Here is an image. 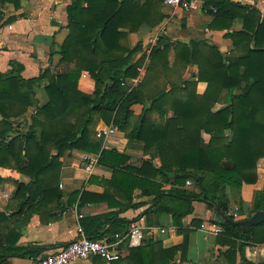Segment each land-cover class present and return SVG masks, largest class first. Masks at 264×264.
I'll list each match as a JSON object with an SVG mask.
<instances>
[{
	"label": "trees",
	"instance_id": "16d2710c",
	"mask_svg": "<svg viewBox=\"0 0 264 264\" xmlns=\"http://www.w3.org/2000/svg\"><path fill=\"white\" fill-rule=\"evenodd\" d=\"M4 1V0H3ZM132 0H71L67 5L69 33L61 45L62 62L75 61L67 70L46 68L38 76L26 78L15 72L0 71V166L12 167L29 176L19 180L13 191L17 210L7 214L0 210V222L26 211V220L33 212H47L54 216L62 207L65 192L58 179L60 157L71 149L99 152L98 164L110 168L112 175L102 178V193L76 189L67 194V201L79 206L87 202H107L113 209L81 218L89 238L124 235L133 221L120 214L134 203L133 193L153 196L149 213L168 212L173 216L183 241L174 246L160 247L153 239H146L130 247V254L114 264H176L178 253L186 258L189 233L193 228L183 224V216L194 210L195 200L204 201L216 214L223 230L216 241L226 246L219 251L223 264H264L246 257L247 245L264 243V221L251 225H235L224 217L240 219L243 211L242 187L259 178L258 161L264 157V13L251 4L234 0H216L208 11L214 18L210 25L228 29L234 49L223 53L214 43L204 41L205 51L196 49L192 42L187 61L198 64L196 79H182L179 89L183 96H173L176 83L169 90L161 89L151 97L149 106L135 120L131 105L144 102L140 85L130 88L127 79L137 76L147 56L148 68L165 56V50L154 44L149 54L134 59L140 44L130 47L121 37V26L130 17H142ZM242 17L241 29L229 30L236 17ZM10 20L8 18L6 21ZM126 20V21H125ZM135 30L143 19L136 20ZM147 21V20H146ZM95 81L92 93L80 89L82 72ZM44 78L46 101L38 103L35 86ZM106 79H110L101 95ZM207 82L205 91L196 92V81ZM174 90V93H172ZM225 92V102L214 109ZM172 93V94H171ZM170 95V96H169ZM169 100L173 115L161 122L152 120L150 112ZM31 107L34 109L28 115ZM161 112H163L161 110ZM232 115L231 121L229 117ZM97 116L106 123L114 122L125 132L128 145L142 141L143 150L150 154L139 164L130 163V153L104 146L96 134ZM23 118L22 122H19ZM9 131L18 132L7 136ZM204 133L208 137H204ZM158 157L159 164L153 159ZM173 172V175L170 173ZM195 173L197 180L191 176ZM90 176L89 180H93ZM193 183L187 187V180ZM5 177L0 173V184ZM169 186L165 187L164 184ZM166 195L179 201L167 205ZM236 204V209L232 207ZM52 204V205H49ZM264 208V187L255 193L250 213ZM249 209V210H250ZM249 213V214H250ZM202 220L194 218L191 225L199 227ZM21 231L12 225L7 230L0 226V264H9L10 256L37 257L41 246L36 243L19 245ZM98 257V256H95ZM160 260V262L158 261Z\"/></svg>",
	"mask_w": 264,
	"mask_h": 264
},
{
	"label": "crops",
	"instance_id": "0c3cea01",
	"mask_svg": "<svg viewBox=\"0 0 264 264\" xmlns=\"http://www.w3.org/2000/svg\"><path fill=\"white\" fill-rule=\"evenodd\" d=\"M71 0H0V71L15 72L29 78L38 76L46 68L52 70H67L73 68L75 61L62 62L61 45L69 33L67 28V5ZM202 7L185 10L183 8H173L167 5L163 0H132V5L141 9L142 17H130V21L125 26H121L120 30L124 31L121 40L134 47L140 44L141 48L134 54V59L143 53L149 54L152 39L156 33L160 34V46L165 50V56L155 60L152 67H147L150 58L146 57L143 64L138 67L137 76L128 78L127 84L132 85L133 79L138 81L135 86L140 85L141 94L146 101L136 102L131 105L133 111L132 119L135 120L141 115L146 106L150 105L151 97L158 93L161 89L173 87L176 83L177 90L171 95L183 96L184 93L179 89L184 84L182 79L194 80L198 72V64L187 61V54H190L191 44L195 42V48L205 51L203 42H211L217 45L220 50L225 53L237 52L241 49H234L231 37L225 36L224 33L228 29H219L211 27L210 23L214 18L213 12L208 11L213 8L212 4L216 0H200ZM242 3H248L254 6L262 15L264 13V0H234ZM8 18L10 20L6 21ZM143 19L135 30H130V26L136 24V20ZM147 20V21H146ZM126 21V20H125ZM243 25L242 17H236L233 25L229 30L241 29ZM83 73H86L83 75ZM48 79L44 78L36 85L35 98L38 103L46 101L47 95L44 86ZM80 89L85 92L92 93L95 88V81L86 71L82 72L79 81ZM196 92L201 94L207 87V82L197 80L195 84ZM170 96V95H169ZM225 92L221 95L220 100L214 106V109L220 107L225 102ZM34 107L28 111V115ZM161 110L163 112H161ZM173 115V110L169 106V100L160 107H155L149 114L152 120L161 122L167 116ZM24 119H18L22 122ZM103 120L98 121L97 127L102 125ZM118 127V126H117ZM95 129V130H96ZM18 134V132H17ZM16 135V134H15ZM204 137H208L204 133ZM104 146L115 147L121 151L130 153V163L139 164L144 158H149L150 154L146 153L142 147V141L133 140L128 145V138L123 130L117 129L116 133L103 142ZM84 153L97 155L99 152H89L82 149L67 150L60 157L62 165L58 179V186L65 192L64 203L60 208L56 209L54 216H48L47 212H33L29 219L26 220V211L15 214L9 220L1 221L0 226L7 230L10 226L15 225L20 229L21 234L18 240L19 245H28L36 243L41 246L38 256L53 252L63 247L67 242L77 235V224L81 223V218L89 215L102 214L112 210L113 208L107 202H87L82 206L78 202L69 203L67 194L76 189H86L93 193H102L105 185L100 182L102 178H109L112 175L110 168L97 164L91 172L84 167L82 156ZM258 161L259 178L255 183H244L242 187L243 211L244 214L253 205L255 193L258 189L264 187L261 183V174L264 173V165ZM159 164L158 157L153 159ZM0 173L5 180L0 184L4 190L10 191L9 198L0 202V210L7 214L17 210V201L13 197V191L19 180L27 182L29 176L19 172L12 167L0 166ZM90 176H94L93 180H89ZM62 183V185H60ZM165 187L169 184L165 183ZM188 188L193 187V183L187 184ZM153 196L142 195L139 190L133 193L132 201L141 204L129 207L120 215L130 220H135L144 215L145 222L149 228L144 229V241L153 239L159 241L157 249L160 247H170L178 245L183 241V233L177 231L176 225L173 223L171 213L155 211L144 213L152 204ZM162 201L167 205H176L179 203L176 198L166 195ZM52 205V204H49ZM194 210L183 216V224L186 227L193 228L189 233L188 248L186 258L181 260L178 253L173 261L176 264H223L219 258V251L224 250L226 246L220 245L217 241V235L212 232V223L217 219L216 212L207 206L204 201L195 200L193 202ZM232 207L236 209V204ZM82 214L81 217L78 215ZM238 215L241 218L244 216ZM194 218L202 220L199 227L191 225ZM217 222V221H216ZM82 225V224H81ZM130 225V224H129ZM128 225V227H129ZM143 241L130 242L129 238L120 241L119 249L121 251V260L130 254V247L143 244ZM253 246V247H252ZM257 249L256 254H252L253 249ZM245 255L253 261L264 260L263 243L247 245ZM97 256V255H96ZM28 256H10L9 264H27L32 258ZM160 262V260H158ZM106 262L101 256H90L85 259H76L68 264H114ZM121 264H127L125 261Z\"/></svg>",
	"mask_w": 264,
	"mask_h": 264
},
{
	"label": "built area",
	"instance_id": "2783aa9c",
	"mask_svg": "<svg viewBox=\"0 0 264 264\" xmlns=\"http://www.w3.org/2000/svg\"><path fill=\"white\" fill-rule=\"evenodd\" d=\"M167 5L173 8H183L185 10L196 9L202 7L200 0H163ZM215 10V8H214ZM160 34L156 33L152 39V44H156L159 40ZM86 73H83L85 75ZM137 79H133V84L130 88L135 86ZM118 127L114 122L104 124L96 129V134L99 138L106 142L111 138L117 131ZM99 156V154H98ZM98 156L84 153L82 156L84 167L88 172H91L94 167L98 164ZM190 179L187 180V184H191ZM62 185V183H60ZM11 195L10 191L4 190L0 187V202H3ZM235 215L237 213L235 212ZM79 217L82 214L78 215ZM149 228L148 224L145 222V216L142 215L137 219L133 220L129 227L127 233L121 235L120 233L115 234V239L111 240L107 237L94 239L89 238L86 235L84 227L81 223L77 224V235L67 242L63 247L46 253L42 256L32 257L27 264H68L76 259H85L90 256H101L108 263L116 261L121 257V251L119 249L120 241L124 238H129L130 242L134 241H144V229ZM212 232L216 235L219 234L223 227L219 222L212 223ZM258 244V243H257ZM256 244H254L255 246ZM264 246V243H263ZM253 247V246H252ZM252 254L257 253V249H253Z\"/></svg>",
	"mask_w": 264,
	"mask_h": 264
},
{
	"label": "water",
	"instance_id": "95a60500",
	"mask_svg": "<svg viewBox=\"0 0 264 264\" xmlns=\"http://www.w3.org/2000/svg\"><path fill=\"white\" fill-rule=\"evenodd\" d=\"M110 83V79H106L104 82V85L102 87L101 95L104 94L106 87ZM232 115L229 117V121H231ZM17 132L9 131L7 133V136L15 135ZM173 175V172L170 173ZM191 176L194 177L197 180V176L195 173H191ZM225 219L229 220L232 224L245 226V225H251V224H258L260 222L264 221V208L263 209H257L255 210L250 216L240 218V219H231L230 217H224Z\"/></svg>",
	"mask_w": 264,
	"mask_h": 264
},
{
	"label": "rangeland",
	"instance_id": "374dc122",
	"mask_svg": "<svg viewBox=\"0 0 264 264\" xmlns=\"http://www.w3.org/2000/svg\"><path fill=\"white\" fill-rule=\"evenodd\" d=\"M96 119H97V120H96L97 123H98V121L100 122V121L102 120L101 118H98V116H97ZM104 124H107V123L104 121V122H102V126H103ZM95 129H96V127H95ZM260 164H261V165H264V159L260 161ZM261 183L264 184V173L261 174ZM250 211H251V209L248 210V212H247L246 214L243 213L244 216H243L242 218L250 216V215L252 214V213H250ZM249 213H250V214H249ZM252 245H254V244H252Z\"/></svg>",
	"mask_w": 264,
	"mask_h": 264
}]
</instances>
